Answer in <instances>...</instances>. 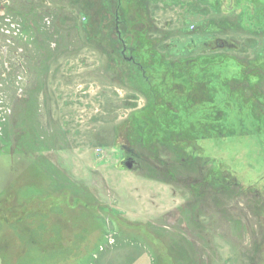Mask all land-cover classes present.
I'll use <instances>...</instances> for the list:
<instances>
[{
  "label": "rangeland",
  "instance_id": "obj_1",
  "mask_svg": "<svg viewBox=\"0 0 264 264\" xmlns=\"http://www.w3.org/2000/svg\"><path fill=\"white\" fill-rule=\"evenodd\" d=\"M254 1L0 0V264H264ZM145 30L206 69L158 75Z\"/></svg>",
  "mask_w": 264,
  "mask_h": 264
},
{
  "label": "trees",
  "instance_id": "obj_2",
  "mask_svg": "<svg viewBox=\"0 0 264 264\" xmlns=\"http://www.w3.org/2000/svg\"><path fill=\"white\" fill-rule=\"evenodd\" d=\"M145 1L148 3L150 1H153V3L155 5H159V4L163 3V4H167V5L170 4L173 6L181 7L183 9V17H184L183 23L184 22L192 23L193 18L195 19L196 16L203 15V13H205L207 10L208 11L214 10L217 14L221 13V14L237 15V12L239 11V13H241L244 7H246L245 10L247 11L249 9L248 6L256 3L254 0H145ZM258 7H259V4H258ZM122 12L124 13V10H122V7H119L117 9V12H115V17L117 20V24L119 26L122 24L121 23V21H122L121 17L123 15ZM233 21L234 20H231L229 22L234 23ZM255 21L260 22L259 24L262 25L264 28V23L261 24V22H264L263 15H260L259 17L256 16ZM121 27H122V25H121ZM135 28L137 30H140V31L142 30L141 28H137V26ZM121 29H119L120 33L122 32ZM192 29H195V27H193ZM122 30H123V32H125L124 29H122ZM183 30L184 29H182V31H181L182 33H184ZM144 32L145 33H143V34L146 36V38H148L147 40L146 39L145 40L147 41V43H150V45L146 48L147 50H145L146 54H147L146 58L147 59L148 58H153V59L157 58L158 59L157 62H155L151 65L155 68V72L156 71L158 72V73L156 72L158 75L162 74L163 77H165L166 74L168 73L172 77L178 75L176 78H181L183 76H179V75H182V73H184L185 75L188 74L189 77H191V78L194 77V79H195L196 75H194L192 73V71H196V70H198L197 69L198 67H202V66L205 67V69H206V66L208 65L207 60H210V58H208L206 60V62H199V60L197 58L195 59L192 56H188V55H187L188 57H184V58H180V59L173 58V51L170 52L171 49L174 50L173 46L171 49H169L168 47L162 46L163 41L162 42L160 41L161 45L160 44H156V45L154 44L157 41V40L155 41L156 38L161 37V39H162V37H163L162 35H158V33L157 34H153L150 32L147 33L148 31H146V30ZM252 32H256V29L252 30ZM145 36H144V38H145ZM123 40H125V39L120 38V41L122 43L124 42ZM196 42L197 41L195 39H193L192 47L191 46L185 47L186 52L188 51L189 53L192 54L194 51H196L195 48L199 47L198 45H196V44H198ZM125 43H127L126 40H125ZM133 43H135V42H133ZM156 43H159V41ZM139 44H141V43L136 42L133 45V48L137 47L140 49L141 47ZM208 50H210V49H207V48L205 49V51H208ZM140 51L144 52V49H140ZM212 54H219L218 50H214V52H212ZM143 78L145 81L148 80L146 75L143 76ZM154 78L151 76V77H149V80L150 79L154 80ZM159 99H160L159 104L163 105V103H162V102H164V100H162L163 98H159ZM213 100H214V98L211 95H210V99L207 98L208 103L213 102ZM164 125H166V124H164ZM167 129H168V127H167ZM221 134H222V132H221ZM201 138H202L201 140L204 139V137H201Z\"/></svg>",
  "mask_w": 264,
  "mask_h": 264
}]
</instances>
